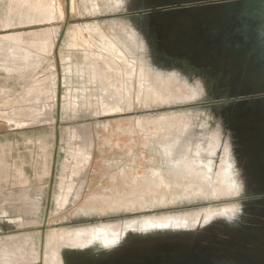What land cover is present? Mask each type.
Returning <instances> with one entry per match:
<instances>
[{
    "label": "rangeland",
    "instance_id": "374dc122",
    "mask_svg": "<svg viewBox=\"0 0 264 264\" xmlns=\"http://www.w3.org/2000/svg\"><path fill=\"white\" fill-rule=\"evenodd\" d=\"M119 2L0 0V244L18 242L10 251L15 259H27L30 248L35 262L38 254L45 253L44 249L41 252L39 231L45 223L43 243L52 232L94 226L102 220H124L139 212H130L128 217L124 210H146L152 205L171 204L175 199L181 201L184 196H190L189 204L208 205L189 211L193 213L221 206L238 208L239 195L230 201H213L230 193V184V188L219 193L215 188L218 180L228 181L226 161L223 160L214 185L209 182V162L195 161L201 152L213 153L216 143L208 144L206 150H193L188 159L186 155H176L185 149V144L171 140L175 134L188 131L189 124L191 131L181 139L197 143L217 135L220 151L213 164H217L224 148L230 151L229 159L235 160V137L226 125L228 109L223 108L221 96L236 87L226 83L217 70L208 75V80L197 71L188 72L185 77L178 73V64L165 72L183 76L184 80L164 83L159 75L171 79L174 76L154 64L164 60L154 29L156 17L191 5L164 0H122L118 7ZM126 32H131L129 37ZM80 48L97 63L84 61ZM44 86L48 89L44 96L47 99L42 106L32 108L36 102L30 99L45 90ZM167 122L174 129L166 128L161 143L163 153L169 158L173 156L166 160L163 169H158L160 157L147 148L144 132L148 135L149 129L168 126ZM130 128L136 132L130 134ZM153 136L155 139L158 135ZM149 141L152 146L153 141ZM181 161L189 162V167L182 166ZM136 165L140 167L135 168ZM125 166L129 182L119 172ZM175 170L201 174L194 175V183L198 182L201 192L197 195L196 185L197 190L175 188ZM238 170L235 167L234 178L240 189ZM205 176L206 181L202 179ZM146 177L151 182L161 179L169 186L152 188ZM126 185H130V190ZM92 195L94 201H88ZM206 196L213 200L200 198ZM4 230L8 233L4 234ZM25 237L31 242H21Z\"/></svg>",
    "mask_w": 264,
    "mask_h": 264
},
{
    "label": "flooded vegetation",
    "instance_id": "af4514ba",
    "mask_svg": "<svg viewBox=\"0 0 264 264\" xmlns=\"http://www.w3.org/2000/svg\"><path fill=\"white\" fill-rule=\"evenodd\" d=\"M164 1L191 7L158 17L151 12L157 19L154 29L164 58L154 63L156 67L165 72L178 64L177 71L183 76L197 71L207 80L217 70L226 83L236 87L224 93L221 102L237 98L223 108L228 109L226 125L235 137L232 153L234 170L239 169L238 213L208 223H178V228L174 225L144 235L121 236L96 251L65 253L57 264H264V0ZM148 51L151 54L152 50ZM173 76L184 80L178 74ZM159 161L157 165L167 164L161 158ZM177 200L152 205L131 218L208 206ZM178 202L183 203L173 206ZM124 212L130 217L129 211Z\"/></svg>",
    "mask_w": 264,
    "mask_h": 264
},
{
    "label": "bare ground",
    "instance_id": "6f19581e",
    "mask_svg": "<svg viewBox=\"0 0 264 264\" xmlns=\"http://www.w3.org/2000/svg\"><path fill=\"white\" fill-rule=\"evenodd\" d=\"M120 2H119V5H118V7L122 4V0H119ZM118 7H116V8H118ZM116 8H114V10L116 9ZM129 31H130V29H128ZM103 31V30H102ZM129 33V32H128ZM128 33L126 32V35H127V37H129L128 36ZM131 33V32H130ZM129 33V34H130ZM99 36V35H98ZM101 37V36H100ZM129 39V38H128ZM130 40V39H129ZM108 41V40H107ZM81 49V48H80ZM82 50V49H81ZM121 51V50H120ZM84 51L82 50V58L84 59V61H89L90 63H97V61L95 62V61H93V58L90 56V55H88L87 53H83ZM146 65H147V67H149L148 66V64L147 63H145ZM149 69H150V67H149ZM151 70V69H150ZM151 75H153L152 73H151ZM159 75V74H158ZM157 76V75H156ZM160 76V79L161 80H163V82L165 83L166 81H171V82H177L178 81V79L175 77L174 79H171V78H166V77H163L162 75H159ZM157 79L159 78V77H156ZM155 79V78H154ZM155 81V80H154ZM170 83V82H169ZM178 84V86L181 84V85H184L183 84V82H181L180 84L179 83H177ZM134 86V85H133ZM164 86H165V84H164ZM167 86H168V84H167ZM177 86V87H178ZM180 88V87H179ZM187 88H190V89H193L195 92H197L194 88H192L191 86H187ZM44 89L45 90H43V91H39L38 93H36L35 94V96L32 98V99H30V101L32 100V101H34V102H36V104L35 105H33L32 106V108H37V107H40V106H42V104L45 102V99H47V98H44V96L46 95V93L48 92V89L44 86ZM169 89V88H168ZM183 89V88H182ZM182 89H179V91H181ZM166 90L167 89H165L164 91L166 92ZM156 91V90H155ZM178 91V92H179ZM183 91V90H182ZM184 91H185V88H184ZM136 92V91H135ZM147 92V91H146ZM157 92L159 93V94H161V91H160V89H158L157 90ZM195 92H193V93H195ZM152 93V92H151ZM167 93H170V90H167ZM198 93V92H197ZM148 94V93H147ZM175 94V93H174ZM187 94V93H186ZM189 94V93H188ZM191 94V93H190ZM199 94V93H198ZM133 95H134V89H133ZM132 95V96H133ZM146 95V94H145ZM193 95V94H192ZM136 96V95H135ZM149 96H150V94H149ZM157 96V95H156ZM177 96V95H176ZM171 97H173V96H171ZM175 97V96H174ZM192 97V96H191ZM194 97V96H193ZM192 97V98H193ZM148 98V97H147ZM151 98V97H150ZM159 98H161V97H159ZM186 98V97H185ZM199 98V97H198ZM197 98V99H198ZM118 99V98H117ZM173 99L174 98H172V101H173ZM116 100V99H115ZM123 100H128V99H123ZM149 100V99H148ZM151 100V99H150ZM120 100H118V102H119ZM168 102V101H167ZM174 102V101H173ZM77 103V102H76ZM175 103V102H174ZM117 104H119V103H117ZM116 105V104H115ZM77 107V106H76ZM76 111V110H75ZM69 113H70V111H69ZM173 115V114H172ZM176 115H180V114H176ZM176 115H174V116H176ZM183 115V114H182ZM162 116H164V115H162ZM167 116V115H166ZM169 116V115H168ZM173 116V117H174ZM158 117H160V116H158ZM157 117V118H158ZM170 117V116H169ZM175 118V117H174ZM149 119H152V118H149ZM156 119V118H155ZM169 119H171V118H169ZM146 120V119H145ZM152 120H154V119H152ZM176 120V119H175ZM178 120V119H177ZM174 121V120H173ZM179 121H181V120H178V122ZM144 122V121H143ZM182 122V121H181ZM181 122H180V124L178 123L177 125H178V127H179V125H181ZM170 123V122H169ZM167 124H168V122H167ZM170 124H172V123H170ZM170 124H168V126H165V125H163L162 127H156V129H153V130H151V129H149V134L147 135V133H145L144 132V134H145V137H144V140L145 141H147V143H148V145H146L147 146V148L149 149V151L150 152H157V154H158V156L162 159V160H169L173 155H171V157L169 158L168 156H166L165 155V153H163L164 152V146H163V144L161 143L163 140H164V138H165V131H166V128L168 129V128H173V126L172 125H170ZM174 125L176 124V123H173ZM183 124V123H182ZM188 124V123H187ZM146 125H147V123H146ZM177 125H176V128H177ZM140 127L141 126H139V129H140ZM147 127V126H146ZM184 127V126H183ZM188 131H186L185 133H181V134H175L176 136L174 137V138H172L171 140H174V139H177L180 143H183V144H185V149L184 150H179L177 153L176 152H173L172 154H175L176 153V155L177 156H183V155H186L187 157L186 158H188V159H190L189 157H192V153H193V150L195 151V149H201V150H206L207 149V146H208V144H215V150L213 151V153H207L206 151H204V152H201L200 154H199V158H197L195 161H199V162H209V165L207 164V166H210L209 168H211L210 169V172H209V176H210V180H209V182H211V185H214V184H217V181H215V180H218L217 179V175H218V170H219V168H221V164L223 163V160H225L226 162H225V166H226V168L228 169V172H229V174H228V177H226L227 179H228V181H225V180H218V184L216 185V189H217V193H219L220 191H226V189H228V188H230V185H231V189H229L230 191V193H228L227 195L225 194L224 195V197H222V198H220V199H217V200H213V199H210L209 197H200V198H202V199H205V200H213L214 202H216V201H223V200H228V199H231V198H233V197H235V195L237 194V192H238V184H237V182H236V180H235V178H234V163L229 159V151H228V149L227 148H224L223 149V152H222V155L220 156V158H219V161L217 162V164H215V165H213V159H212V157H214L215 155H216V153H217V151L219 150L218 149V147L220 146V143H219V141H220V139H219V137L217 136V135H210V137H209V139L207 138L204 142H202V141H200L199 143H192L191 142V140H183V139H181V136H183L184 134H186V133H188V132H190L191 131V126H189V124H188ZM163 128V129H162ZM185 128V127H184ZM135 129V128H134ZM147 129V128H146ZM165 129V130H164ZM174 129V128H173ZM178 129V128H177ZM179 129H180V127H179ZM135 130H131V128H130V134H134L135 132H134ZM146 131V130H145ZM84 132V131H83ZM176 132H178V131H176ZM72 134H73V132H72ZM168 134V133H167ZM153 135H158L157 136V138H155L154 139V136ZM171 135H172V133H171ZM84 138H86V140H87V142L86 143H88V137L86 136V135H84ZM149 138L153 141V148H152V146H151V142L149 141ZM169 138H170V136H169ZM134 139H132V141H133ZM166 140V139H165ZM170 147V146H169ZM155 149V150H154ZM130 150H131V148H130ZM169 152V151H168ZM170 154V153H169ZM195 155V154H194ZM82 157V156H81ZM82 159V158H81ZM171 160V159H170ZM173 160H174V158H173ZM182 160H184V159H182ZM178 162H179V160H178ZM190 162H193V161H190ZM181 163H182V161H181ZM194 163V162H193ZM178 164V163H177ZM180 164V163H179ZM188 164H189V162L188 163H186L185 164V162L183 161V163H182V166H187V167H189L188 166ZM176 165V164H175ZM200 165V164H199ZM178 166V165H177ZM197 166H198V164H197ZM135 168H139L140 167V165H136V166H134ZM163 167H165V165H158L156 168H160V169H163ZM171 167V166H170ZM187 167H185V169H186V171H187ZM213 167H215V169H213ZM191 169L193 168V167H190ZM203 168H205V167H203ZM121 170H119V172H120V175L121 176H123V178H126V180L129 182V176L128 175H126V171H128V169H127V166H125V167H123V168H120ZM189 169V168H188ZM213 169V170H212ZM151 170V169H150ZM156 170V169H155ZM182 170V169H181ZM195 170H197L196 168H195ZM199 170H201V168L199 169ZM147 171V170H146ZM154 171V170H153ZM165 171V170H164ZM168 171H170V170H168ZM167 171V172H168ZM180 171V170H179ZM179 171H177V170H175V172L174 171H172V172H174L175 174H173V175H175V176H173V178L175 179V182H174V186H175V188H180V189H182V188H184L185 190H188L189 189V191H190V189L192 190L195 186L194 185H196V187H197V184H198V182L195 184L194 183V178H195V176L194 175H201V174H197V171L195 172V171H192L191 170V172H187V173H179ZM190 171V170H189ZM204 171V170H203ZM145 172V171H144ZM157 172V171H156ZM166 172V171H165ZM171 172V173H172ZM176 172H178V174H176ZM199 172V171H198ZM206 172H207V170H206ZM137 173V172H136ZM136 173H133V174H136ZM155 173V172H154ZM170 173V172H169ZM204 173V172H203ZM202 173V174H203ZM167 174V173H166ZM185 174V175H184ZM217 174V175H216ZM169 175V174H168ZM167 175V176H168ZM207 176V175H206ZM206 176L205 177H202V179L204 180L205 178H206ZM226 176H227V174H226ZM197 177V176H196ZM199 177V176H198ZM221 177L222 176H219V178L221 179ZM224 177H225V175H224ZM201 178V177H200ZM223 178V177H222ZM132 179V178H131ZM223 179H225V178H223ZM230 179V180H229ZM176 180L177 181H180L181 182V184L179 185L177 182H176ZM201 180V179H200ZM145 181L146 182H149V184L151 185V187L152 188H155V187H159V186H164V187H168L169 186V183H164L161 179H159L157 182H151L147 177L145 178ZM204 181H206V180H204ZM130 182H131V180H130ZM201 182H202V180H201ZM208 182V183H209ZM206 183V182H205ZM199 184H200V182H199ZM230 184V185H229ZM185 187H184V186ZM204 185V184H203ZM207 186H208V184H206ZM129 186V190H130V185H128ZM202 186V185H201ZM195 187V189L197 190V188ZM209 188H211V186L209 187ZM107 189V188H106ZM106 189H104V190H106ZM149 189V188H148ZM194 189V190H195ZM199 189V188H198ZM103 190V191H104ZM128 190V191H129ZM183 190V189H182ZM193 190V191H194ZM127 191V192H128ZM146 191H147V189H146ZM201 192V190L199 189L198 191H197V195H198V192ZM182 192V191H181ZM183 192H185V191H183ZM206 192H207V190H206ZM195 193V192H194ZM221 194V193H220ZM96 195H102V194H96ZM106 195H108V194H106ZM175 197L177 196V195H174ZM220 196V195H219ZM184 198L185 199H189L190 198V196L188 197H186V196H184ZM199 198V197H198ZM94 198H93V195L88 199V201H94L93 200ZM113 199V198H112ZM174 202L176 201V199L175 200H173ZM106 202V201H105ZM125 202H127V201H125ZM173 202V203H174ZM120 203H123V202H120ZM119 204V203H118ZM127 204H133V201H130V202H127ZM138 205V204H137ZM139 208V207H138ZM150 209V208H149ZM149 209H146V210H138V211H141V212H143V211H147V210H149ZM224 209H227V210H224ZM123 210V209H122ZM236 209L233 207V206H221V207H219V208H214V209H205V210H201L200 212H181V213H173V214H160V215H152V216H144V222L145 223H147V224H155V225H160V224H165V223H169V222H179V223H186V221H188V220H197V219H199V217L201 216V215H203L204 217H205V219H207V218H209V217H211L212 215H220V216H222V217H228V216H230V215H232V214H234V211H235ZM124 211H126V210H124ZM134 211H137V210H130L129 212H134ZM101 212L103 213L104 211L103 210H101ZM130 220H134L133 218L132 219H127V220H123V221H118V220H116V221H111V222H106V223H104V224H102V223H99V227H101V228H99V229H101V230H103V231H100V230H98L97 228H94V226H84V227H81L80 229H71V230H67V231H62V232H60V233H58V232H52V233H50V236H45L46 238H45V241H44V243H43V245H44V250H46L45 251V253H42V254H38V261L39 260H41V263L42 264H57L59 261H60V259H59V254H58V249H59V247L60 246H62V245H69V246H85V245H87V246H90V245H100V246H102L104 243H106V242H104V240L103 239H101L100 238V232L102 233V232H107V233H110V234H112V235H116V234H118L121 230H123L124 228H126V227H130V224H132L133 222H130ZM7 237H10V236H7ZM16 238V237H15ZM22 240H21V242H23V240H26V242H28V241H30L31 242V239L30 238H27V237H25V238H21ZM9 240V239H8ZM104 242V243H103ZM17 244V245H16ZM30 244V243H29ZM23 245H24V243H23ZM16 246H18V242H15V243H8V245H3V244H0V264H36L38 261H36L35 262V258H34V256H35V254H34V252L32 251V249L30 248L28 251H27V259H25L24 258V256H20V257H18L17 259H15L14 257H13V254L12 253H10V251H12V249H14ZM25 248H26V246H25ZM37 257V256H36Z\"/></svg>",
    "mask_w": 264,
    "mask_h": 264
},
{
    "label": "water",
    "instance_id": "95a60500",
    "mask_svg": "<svg viewBox=\"0 0 264 264\" xmlns=\"http://www.w3.org/2000/svg\"><path fill=\"white\" fill-rule=\"evenodd\" d=\"M152 12H156V9H152ZM234 100H237V98H235ZM234 100H231L229 98H227L222 104H227L228 102H232ZM52 180V179H51ZM236 197V196H235ZM234 198V197H233ZM233 215V214H232ZM230 215V216H232ZM229 217V216H228ZM221 219V218H227V217H222V216H218V215H212L211 217L205 219V217L203 215H201L199 217V219L197 220H188L186 221V223H190V224H196L198 222H202V223H208L209 221L211 220H216V219ZM132 219V218H130ZM134 220H130V222H133L132 224H130V227H126L124 228L123 230H121L118 234L116 235H112L110 233H107V232H100V238L104 240V243L103 245H106V244H111L112 242L114 243L115 239L118 238V237H126V235H129L130 237L131 236H135V235H144L146 234L147 232H150V231H154V230H163V229H166L170 226H174L176 228H178V224L179 222H169V223H165V224H160V225H155V224H147L144 222V216H138V217H135L133 218ZM127 220V219H124V221ZM118 221H123V220H118ZM99 223H106V222H99ZM181 224H184V223H181ZM99 225V224H98ZM98 225H94V228H97L98 230L100 231H103L99 228ZM47 228V225L46 223L44 225H42L40 228H39V231L41 232V236H42V241H43V237H44V232ZM81 228V227H80ZM78 228V229H80ZM180 228H183V226H180ZM8 232L4 230V234H7ZM101 246L100 245H90V246H69V245H62L59 247L58 249V254H59V258L60 259H63V256L64 254L66 253H71V252H75V253H82L84 251H96L100 248ZM38 264H42L41 263V260L38 261Z\"/></svg>",
    "mask_w": 264,
    "mask_h": 264
},
{
    "label": "crops",
    "instance_id": "0c3cea01",
    "mask_svg": "<svg viewBox=\"0 0 264 264\" xmlns=\"http://www.w3.org/2000/svg\"><path fill=\"white\" fill-rule=\"evenodd\" d=\"M127 187L126 188H128L129 186L128 185H126ZM50 189H51V183H50V187H49V191H50ZM129 189V188H128Z\"/></svg>",
    "mask_w": 264,
    "mask_h": 264
}]
</instances>
